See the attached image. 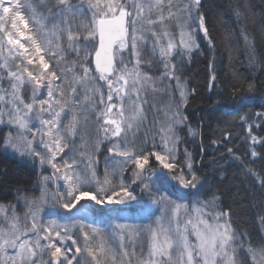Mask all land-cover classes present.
I'll use <instances>...</instances> for the list:
<instances>
[{
    "label": "snow or ice",
    "instance_id": "snow-or-ice-1",
    "mask_svg": "<svg viewBox=\"0 0 264 264\" xmlns=\"http://www.w3.org/2000/svg\"><path fill=\"white\" fill-rule=\"evenodd\" d=\"M41 5L46 9L47 16H43V13L37 16L38 9L33 0H0V81L4 78L3 74H6L10 85L6 89L0 84V123L7 116V123L16 130L15 135L10 131L3 139L0 150H10L21 157L30 158L33 164L38 161L41 166L47 164L54 170L52 177H44L45 185L49 179L63 180L66 192L53 195V206L58 203L63 209L71 211L84 198L95 201L97 205L105 202L127 204L136 201L137 197L123 178L118 187L113 184L117 175L116 167L111 170L106 168L101 180L92 157L88 155L85 161L84 146L76 149L70 137L77 135L82 115L85 124L87 123L89 103L91 110L97 113L98 132H102L105 139L109 135L117 139L123 137L125 140L129 134L135 137L146 120L144 105L148 102L141 99V93L145 83L152 80L147 74L141 79L139 71L143 59L141 46H147L144 24L146 22L150 28L163 26L167 19L184 11L192 20L195 11L199 13L198 31L211 44L206 18L200 13L201 0H191L183 8L174 7L169 0L167 18L163 14L164 0H88L92 20L85 26L86 35L78 28L73 29L69 16L74 18L82 9L73 5L71 0H41ZM26 9L31 11V18L25 15ZM154 12L158 13L155 19L152 18ZM49 18L56 21L51 30L47 28ZM137 24H141V27L137 28ZM183 27L182 25L180 33L181 46L191 54L198 47L196 30L190 28L189 31H184ZM151 34L155 38L152 44L153 55L158 50L164 67L163 75L170 80L176 79L179 84L177 66L173 64L169 68L167 62L175 47L169 32L164 28L162 34L156 31ZM97 37L99 46L95 48V71L100 74L99 79L107 85L106 99L101 89L90 87L91 70L87 66L90 53L86 49L87 42L95 41ZM244 38L248 41L246 30ZM82 41L85 43L82 44ZM125 52L128 53L127 60L124 58ZM71 53L77 59L69 63L68 56ZM9 60L19 72L10 69ZM70 74L72 79H69ZM27 85H31V102H27V97L21 94ZM81 87L92 92L93 98L86 95L85 100L88 103L83 105L82 111H75L71 122L64 125V116L80 105L78 93ZM251 88L252 85H249V89ZM45 89L47 95L41 98ZM96 92L100 93L98 102L94 99ZM180 94L184 98V92L181 91ZM178 116L177 109L172 119L176 123H183V118ZM33 118L39 120L40 128L37 129L31 124ZM169 132H172L171 128ZM249 135L251 136V130ZM251 141L253 145L258 142L255 136H251ZM178 142V137L168 135L162 138V150L159 151L137 152L127 143H115L109 152L119 166V172L131 171L132 183H141L142 192L152 198L153 205L175 203L166 192L160 193L159 187L153 190L151 183L144 181L153 179L152 176L145 177L153 158L165 169L173 170L177 167L174 149ZM153 147L155 149L156 146ZM69 151H78L81 158H66ZM256 155L253 151L252 156ZM58 157L62 162H57ZM185 162L187 173L181 168L178 174L173 173L172 179L178 181L181 189L195 190L201 180L193 170L190 154L186 155ZM80 165H84L83 170H80ZM248 171L254 176L257 175L252 169ZM259 183L264 188V177L259 178ZM95 185L99 187H94ZM27 203L29 212L26 214V221H31L30 227L25 223L22 230L19 218L15 215H5L0 221V264H73L74 261L75 264H222V261L236 264L238 236L229 223L219 222L227 213L218 214L213 222L207 218L208 213L196 208L199 218L195 222L191 218L182 222L180 209L187 206L175 203L167 225L158 217L157 226L149 229L146 255L142 251L137 256L134 239L141 234L129 231L125 236V225L116 226L120 229L118 248L112 245L115 233L109 237L101 234L97 228L83 223L80 224L81 242L74 237L71 227L58 225L54 220L41 222L39 212L42 204L47 203L46 187L39 202L33 200ZM132 207L140 214H151L149 205L138 204ZM4 211L0 207V212ZM88 228H91V232ZM69 240L74 246V252L72 247L66 246V241ZM126 241L132 245L131 251L128 250ZM9 249L14 251L13 255L8 254ZM248 251L253 260L259 258V264H264V245L259 249L250 246ZM80 257H84L83 262Z\"/></svg>",
    "mask_w": 264,
    "mask_h": 264
},
{
    "label": "trees",
    "instance_id": "trees-1",
    "mask_svg": "<svg viewBox=\"0 0 264 264\" xmlns=\"http://www.w3.org/2000/svg\"><path fill=\"white\" fill-rule=\"evenodd\" d=\"M200 13L206 18L212 43L203 34L198 35L199 50L179 70L189 95L182 110L185 125L178 130L177 151L181 157L182 153L190 154L201 183L179 196L190 204H212L217 214L227 213L242 242L262 246L264 188L259 178L264 177V143L260 142L264 141V115L257 113L264 114V0H201ZM196 17L199 19V13ZM90 47L92 73L98 79L94 47ZM241 117L244 123L238 132L235 120ZM247 124H252L253 133L260 138L256 146H251L253 149L246 142ZM149 132L153 148L158 140ZM4 134L5 129L0 128V143ZM253 151L257 157L250 162ZM104 154L95 156L99 171ZM153 165L156 164L151 160L149 167L156 171ZM165 175L174 186L172 175ZM36 177L34 169L0 150V206H13L24 195L36 196ZM120 211L109 208L106 212L117 216ZM128 212L137 211L131 206ZM89 225L99 228L98 224ZM242 252L250 260L249 253L245 249Z\"/></svg>",
    "mask_w": 264,
    "mask_h": 264
},
{
    "label": "rangeland",
    "instance_id": "rangeland-1",
    "mask_svg": "<svg viewBox=\"0 0 264 264\" xmlns=\"http://www.w3.org/2000/svg\"><path fill=\"white\" fill-rule=\"evenodd\" d=\"M76 2H72L73 5H75L77 8L82 9L74 18L69 16V19L72 21L73 29H79V31L86 35L85 32V26L87 25V20L90 22L92 20V13L91 10L88 8V0H75ZM169 0H164L165 4V11L164 16L167 18L168 12H167V4ZM33 3L35 7L38 9L37 16H41V13H43V16H47L46 9L42 8L41 0H33ZM171 3L173 6H180V8H183L185 4L191 3V0H171ZM25 15L29 18H31V11L25 10ZM158 13L153 14V19L156 18ZM56 21H53L51 18L47 21V28L48 30H51L53 23ZM86 22V23H85ZM183 27L184 31H189V29L196 30L195 31V37H196V44L198 45V35H202V32L198 31L199 27V19L196 17L195 11L193 12V19L190 20L188 18V13L186 11L184 12H178L177 15L173 16L171 19L166 20V24L156 25L155 28H150L146 25V22L144 24L145 26V36L147 39V46H144L142 44V53H143V59L141 68L139 69L141 73V79H143L144 74H147L152 78L151 82H147L144 85V90L141 93V99L147 100V104L144 105V114L146 116V120L144 123L140 126L138 132L136 133L135 137H133L131 134L128 135L127 140H125L123 137L117 139L112 138L109 135L108 139H105L102 132H98V124H97V113L93 110H91V104L89 103V109L86 113L87 115V123L84 122V116H81L80 122H79V131L77 135L74 137H70V140L74 141V146L76 149H80L83 145V151L85 152V161L87 160V156L90 155L92 157V160L95 165L96 172L101 180H103L104 173L106 168L111 170L113 167L117 168V175L115 180L113 181V184L118 187L121 178H123L126 185L129 186L130 190L133 192V194L137 197L136 201H130L127 204H117L112 203L108 204L105 202L103 205H97L95 204V201L84 198L82 199L76 206V208L72 209L71 211H67L59 206L57 203L55 206H53L52 197L57 192H66V188L64 185L63 180H54L49 179L47 181V184L44 183V177H52L54 170L45 164L44 166H41L39 162L37 161L35 164H33L32 160L28 157H21L19 154L12 153L10 150L8 152L2 151L4 154L8 155L9 157H12L16 159L19 163L25 164L28 167L34 169L36 171V196L32 195H24L18 198L17 203L13 206H0L5 211L0 212V221H2L7 215L8 217H11L15 215L19 218L20 227L23 230L25 223L28 224L30 227V220L26 221V214L29 212V205L27 201H37L39 202L41 200L42 194L45 190L47 191V203L42 204L39 212V216L42 223H47L48 221H55L58 225H67L72 228V233L75 238L81 240L82 242V235L80 232V224L83 223L85 225H99V228H97L101 234H105L109 237L113 236V233H115V237L112 239V245L114 247H119L120 240V229L117 228V225H125L126 229L124 232V235L127 236L129 234V231L138 232L140 233L139 238L134 239V244L136 247V255L140 256L141 252L143 251L146 255L147 252V237L148 232L150 228H154L157 226V218L159 217L161 219V222L167 225L169 219H171L172 216V209L175 207V203H180L183 205H186V208L180 209V217L181 221H186L188 219H192L193 222H195L199 218V214L195 211L196 208H201V210L205 213H208L207 218L215 222V217L218 215L217 212L214 210V207L212 204H195L185 202L186 200H182L179 195L184 193V189H181L179 186L178 181H174V186L169 184V180L166 181V175L165 173H169L173 175V173H179L180 169L183 168L184 172L187 173V167H186V155L187 153H182V157L179 156L177 149L180 146V137L178 134V130L180 127L185 125L184 115H183V106L184 103L189 95V91L187 89V85L185 83V80L181 77L179 70L182 64H185L189 61L191 55L193 53H196L199 50L198 47H195L191 54L187 53L186 50L181 46V26ZM137 28L141 27V24L136 25ZM164 28L167 29L169 32L172 41L175 45L171 57L168 59L169 68L173 64L177 66L176 76L179 77V84L177 83L176 79H168L163 75L164 73V67L160 60L159 52L157 50L156 55H153V48L152 44L154 41V37L152 36V31H156L157 33L163 32ZM43 31V29H41ZM47 38V37H45ZM66 43V39L65 42ZM82 44L85 42H81ZM165 46L167 44V38H165ZM90 46L96 47V40L95 41H88L87 42V49L90 53L89 60L87 66L90 68V76L89 79L91 80L90 87L92 89H101L105 95V99L107 96L108 88L104 81L95 78V76L92 73L91 68V52H90ZM55 47V45H54ZM95 54V53H94ZM7 55V53H5ZM125 60L128 59V53H124ZM77 59L74 53L69 54L68 60L69 63L71 61ZM117 60H119V56L117 57ZM54 62V61H53ZM18 63V61H17ZM9 67L12 71L19 72V69L15 67L14 64H12L11 60H9ZM132 68V65H129V69ZM2 74V73H0ZM79 75H82V72L78 73ZM4 78L2 81H0V84L3 85L4 88L9 89L10 85L8 83V77L6 74H3ZM26 78V77H25ZM73 77L71 74L69 75V79H72ZM155 85V88L153 87ZM181 91L184 92L185 96L184 98L181 97ZM22 95H25L27 97V102H31V85L26 86V90H23L21 92ZM47 90L45 89L43 92V97H46ZM79 95V101L80 105L74 110L69 111L66 116L63 118V124L68 125L71 122L72 116L74 115L75 111H82L83 105L85 103H88V101L85 100V96L87 95L90 99L93 98V93L87 91V89L81 87L80 91L78 93ZM100 93L96 92L94 94V99L96 102L99 101ZM119 103V101H117ZM127 103H130L128 101ZM177 109L179 110V116L178 118H183V123H176L175 120L172 119V116L177 113ZM7 116L4 117V122L0 123V128L5 129L4 138L9 134L11 131L13 135H15V129L11 127L7 123ZM244 119L236 118L235 124L239 127L238 132L240 131L241 127L243 126L242 123ZM31 124L35 126V128H40L39 120L33 118L31 120ZM253 125H256L252 123ZM247 124V127L244 129V132L246 133V142L249 145L248 147L250 149L251 146H256L260 138H257L255 133H253L251 129V125ZM172 129V132H169V129ZM249 130H251V136H255L257 138V143L255 145L252 144L251 136L249 135ZM149 131L153 132V137H155L156 145L155 149L154 147H150L153 142L152 141V135ZM156 135V136H155ZM168 135H174L175 137L179 138L178 145L174 149V155L176 157V165L177 167L173 170H168L163 168L159 162H157L154 158L152 159L153 162H155L156 165H153L156 171L148 168V171L145 173V177L152 176V181H148L147 179L144 181V183H151V186L153 190H155L157 187L160 188V193H167V195L170 197L172 201L175 203H167V204H160V205H153L151 203V197L145 193L142 192V185L141 183H132V173L131 171H124L123 173L119 172V166L115 164V160L111 158V153L109 152V149L113 147V144L120 143L124 144L127 143L130 147H133L135 151H153V150H162L160 148V145L162 144V138L167 137ZM227 137V136H226ZM29 138L30 134H29ZM39 140V137L37 136V142ZM148 145V146H147ZM153 145V144H152ZM38 146V144H37ZM72 145H70V148ZM104 149L102 150V148ZM143 147L145 149H143ZM42 150V149H41ZM232 150V149H231ZM67 151V150H66ZM252 151V150H250ZM105 152L103 161H102V169L99 171L97 169V161L95 159V156H97L98 153ZM228 154H230L229 150L227 151ZM75 157L77 160H79L80 154L78 151H69L68 157L66 158H72ZM257 155L255 157L251 154V160H255ZM57 162L60 163V158H57ZM101 166V164H100ZM193 166V161H192ZM84 165H80V170H83ZM94 187H99L98 185H95ZM175 189V192L178 193V196L175 197L173 195L172 189ZM93 194H95L93 192ZM111 194V193H109ZM158 198V196H157ZM114 199H118L117 197H114ZM149 205L151 207V214L145 215L140 214L138 212H128L129 208L133 205ZM207 205V207H204ZM109 208H119V210H122L118 213L117 216H114V214H108L106 211ZM98 211H102V216L98 215ZM220 223H230L229 216H225L222 220L219 221ZM231 228L233 230V227L231 225ZM89 232H91V228L87 229ZM191 230V228H189ZM234 231V230H233ZM235 232V231H234ZM35 239V237H32ZM264 238V236H263ZM190 239L194 240V237H190ZM239 244L237 246L236 254H235V261L236 264H259V258L257 260H253L251 254L249 253L248 249L251 246L254 249H259L261 245L257 246L254 244H248L242 242L239 237ZM126 246L128 247V250H132V245L128 243V241L125 242ZM67 247H72V251L74 252V246L71 245V241H66ZM242 249H245L249 253L250 260L247 257V254L242 252ZM9 255H13L14 251L12 249L8 250ZM72 253H69L71 255ZM82 262L84 260V257L79 258ZM75 264V261L73 262ZM222 264H227V261H222Z\"/></svg>",
    "mask_w": 264,
    "mask_h": 264
},
{
    "label": "water",
    "instance_id": "water-1",
    "mask_svg": "<svg viewBox=\"0 0 264 264\" xmlns=\"http://www.w3.org/2000/svg\"><path fill=\"white\" fill-rule=\"evenodd\" d=\"M98 46H99V41H98V37H97V39H96V47H98ZM94 63H95V55H94Z\"/></svg>",
    "mask_w": 264,
    "mask_h": 264
}]
</instances>
